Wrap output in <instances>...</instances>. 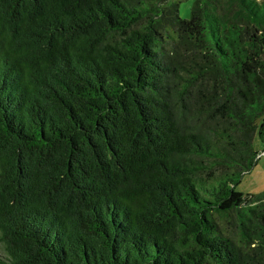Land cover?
<instances>
[{"label": "trees", "instance_id": "trees-1", "mask_svg": "<svg viewBox=\"0 0 264 264\" xmlns=\"http://www.w3.org/2000/svg\"><path fill=\"white\" fill-rule=\"evenodd\" d=\"M264 0H0V264H264Z\"/></svg>", "mask_w": 264, "mask_h": 264}, {"label": "rangeland", "instance_id": "rangeland-1", "mask_svg": "<svg viewBox=\"0 0 264 264\" xmlns=\"http://www.w3.org/2000/svg\"><path fill=\"white\" fill-rule=\"evenodd\" d=\"M179 3V14L182 19H189L195 0H174ZM255 147L259 152V160L252 171L245 175L237 187V191L243 194H254L264 191V146L256 141Z\"/></svg>", "mask_w": 264, "mask_h": 264}]
</instances>
